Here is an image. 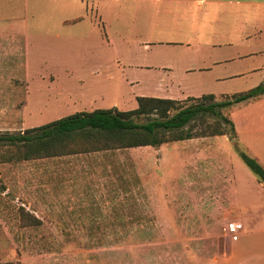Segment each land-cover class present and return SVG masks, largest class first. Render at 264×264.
I'll return each mask as SVG.
<instances>
[{"label":"rangeland","instance_id":"1","mask_svg":"<svg viewBox=\"0 0 264 264\" xmlns=\"http://www.w3.org/2000/svg\"><path fill=\"white\" fill-rule=\"evenodd\" d=\"M130 5L0 0V135L84 110L57 103L62 88L93 97L98 109L113 108L106 35L110 28L129 42L140 39L136 26L144 19L133 17ZM111 9L123 10V17H111ZM133 50L128 44L110 56ZM100 60L105 65L92 66ZM67 71L94 87H52ZM247 88L240 82L230 91ZM253 99L222 110L236 127L232 135L107 152V203L95 200L94 173L81 168L88 156L7 162L12 152L0 146V264H184L204 235L248 232L253 226L247 221L257 218L263 227L264 191L242 159L243 153L264 162V103L253 106ZM137 107L125 101L119 109Z\"/></svg>","mask_w":264,"mask_h":264},{"label":"crops","instance_id":"2","mask_svg":"<svg viewBox=\"0 0 264 264\" xmlns=\"http://www.w3.org/2000/svg\"><path fill=\"white\" fill-rule=\"evenodd\" d=\"M109 1L135 3L129 6L133 17L144 19L136 26L142 33L140 39L130 42L123 33L113 36L107 29V99L115 98L113 108L119 109L125 101L138 105L139 97L184 101L205 95H235L264 82V0ZM112 12L107 13L114 18L123 17L121 9ZM128 44L134 47L133 51L110 56L115 49H127ZM95 62L105 65L100 60L92 61V66ZM99 73L94 69V75ZM59 82H73L77 90L95 84L83 76L73 77V71L57 75L52 87ZM240 82L248 85L247 90L230 91L233 84ZM60 92L65 93L56 97L61 105L83 107L78 112H87L86 107L98 110L91 96L69 93L64 88ZM253 100V106L264 103V95ZM79 156H88L84 160L87 165L81 168L94 173L90 184L97 195L95 200L107 203V151ZM261 165L264 167V162ZM258 183L264 191V184ZM247 223L253 226L248 232L204 235L198 250L185 253L184 257L190 259L184 264H264V226L261 227L259 218ZM238 226L243 227L240 223Z\"/></svg>","mask_w":264,"mask_h":264},{"label":"trees","instance_id":"3","mask_svg":"<svg viewBox=\"0 0 264 264\" xmlns=\"http://www.w3.org/2000/svg\"><path fill=\"white\" fill-rule=\"evenodd\" d=\"M262 95L264 85L233 95L227 101H216L214 95L188 98L194 101L190 105L172 99L139 97L134 110L78 112L24 132L0 135V146L12 152L7 162L17 163L232 135L236 127L222 110ZM242 159L264 183V167L243 153Z\"/></svg>","mask_w":264,"mask_h":264},{"label":"built area","instance_id":"4","mask_svg":"<svg viewBox=\"0 0 264 264\" xmlns=\"http://www.w3.org/2000/svg\"><path fill=\"white\" fill-rule=\"evenodd\" d=\"M237 229H238V226H237V225H235V224H231V225H229V230H230L231 232H236Z\"/></svg>","mask_w":264,"mask_h":264}]
</instances>
